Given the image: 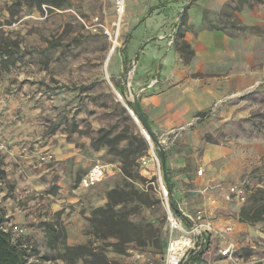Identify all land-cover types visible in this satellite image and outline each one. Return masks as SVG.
I'll list each match as a JSON object with an SVG mask.
<instances>
[{"label":"rangeland","instance_id":"obj_1","mask_svg":"<svg viewBox=\"0 0 264 264\" xmlns=\"http://www.w3.org/2000/svg\"><path fill=\"white\" fill-rule=\"evenodd\" d=\"M51 1L61 5L0 0V47L12 46L10 54L0 48L2 225L17 223L23 227L38 264H67L62 258L65 246L85 244L104 249L109 259L121 264H167L169 233L163 186L168 190L169 203L176 204V200L170 195L157 145L146 138L129 109L128 102L139 101L140 94L134 89L133 78L131 85L126 83L129 71L134 77V65L122 62L126 39L132 33V29L127 30L126 12L119 14L116 0ZM129 2L126 0V11ZM215 21L214 26L227 28L240 41L241 61L253 62L263 74L241 95L242 100L251 98L256 105L251 117L233 123H209L204 135L205 142L235 148L242 174L238 182L231 181L228 186L238 185L245 195L242 202L250 204L254 191L264 188V0H229ZM186 31L174 33L183 57L193 51L183 39ZM184 43L190 49L184 48ZM117 58L119 71L114 73ZM103 128L111 129V136L133 137L138 147L142 146L140 137L147 141V152L133 164L132 176L123 174L121 159L110 148L94 145ZM189 128L155 133L165 154L184 141ZM126 144L122 141L119 146ZM97 164L106 166V176L84 187L82 179ZM194 165L191 182L186 183L180 175L175 186L191 204L205 203L208 198L212 206L202 208L214 219L217 204L225 197L230 202L235 200L227 197L229 187L222 183L206 186L204 167L200 161ZM167 171L171 180L168 166ZM185 186L192 189V195ZM112 189L126 194L116 209L127 213L141 230L137 241L130 242L123 253L111 246L115 239H100L101 234L95 235L90 224L93 211L107 205ZM46 222L57 224L59 236L53 246L48 243ZM261 227L264 232V224ZM148 233L154 237L145 242ZM231 241L238 258L252 262L248 264H264V239L254 240L256 246L249 242L237 246ZM226 247L220 236L210 234L199 253L203 257L215 248L227 264H232L221 252Z\"/></svg>","mask_w":264,"mask_h":264},{"label":"crops","instance_id":"obj_2","mask_svg":"<svg viewBox=\"0 0 264 264\" xmlns=\"http://www.w3.org/2000/svg\"><path fill=\"white\" fill-rule=\"evenodd\" d=\"M129 1L126 21L127 30L132 29V33L126 39L122 62L134 65V89L140 94L141 108L154 133L191 127L184 132V141L166 153V164L173 176L171 195L177 207L183 215L194 216L203 206H212L208 198L205 203L191 204L175 186L180 175L186 183L191 182L195 161H200L205 169L203 183L206 186L222 183L229 187L227 197L235 200L230 202L225 197L215 206L214 219L210 216L214 226L220 230L231 227L229 238L237 246L246 242L256 246L254 240L264 239L261 230L264 221L255 224L240 221L245 204L237 197L234 184L228 186L242 174L238 167L240 158L235 157L237 151L204 140L209 123L226 124L251 117L256 105L251 98L242 100L241 95L263 76L253 62L241 61L240 41L227 28L214 26L215 17L229 0ZM184 28L187 31L183 39L194 51L189 61H185L176 42L169 44L171 35ZM118 63L117 58L114 73L119 71ZM155 79L157 82L153 83ZM185 187L189 190V186ZM189 191L192 195V189ZM214 238L223 246L222 241ZM219 254L212 248L201 257L200 263L194 264H227Z\"/></svg>","mask_w":264,"mask_h":264},{"label":"trees","instance_id":"obj_3","mask_svg":"<svg viewBox=\"0 0 264 264\" xmlns=\"http://www.w3.org/2000/svg\"><path fill=\"white\" fill-rule=\"evenodd\" d=\"M23 2L29 5L33 3H46L56 6L61 5V3H56L51 0H23ZM0 48L2 53H12V46L9 44ZM184 48L190 49V45L188 43H184ZM192 56L193 51H188V53L184 55L185 61H189ZM116 86L120 93L123 94L124 92L121 85L117 84ZM128 104L130 106L133 105L132 102H128ZM123 111H125V108H123ZM122 141L127 142L124 147L119 146ZM93 142L96 148L107 146L110 148V150H112V154L119 156L121 159L122 172L124 175L129 177L132 176L133 164L135 161L145 155L148 149V144L144 137H140L142 146L138 147L133 137L127 135L111 136V129L106 128L100 129L98 131V134ZM165 179L171 195L172 185L170 178L168 177L167 166L165 168ZM108 198L109 201L105 207H98L93 211L90 224L95 235L101 234L99 237L100 239H115L116 242L111 246H113L116 252L123 253L126 251L130 242L137 241V236L141 230H138L139 228L129 220L127 213L116 209V207L126 199V194L120 192L117 189H112L108 193ZM250 200L252 203L245 204L241 209L240 221L251 224L264 221V188L256 189L253 195L250 197ZM170 204L173 210L179 216H181L184 220H187L174 201H171ZM3 221L4 216L0 213V264H25L23 251L14 244L11 234L3 230ZM45 225L48 243L53 246L55 245V242L58 240L59 236L56 229L57 224L46 222ZM150 234L152 233H148V236L145 238V242L149 239L151 240L154 237ZM201 257V253H198L191 257L184 264L200 263ZM62 258L67 264H77L80 260L83 262V264H121L116 260L109 259L104 249L99 247L95 248L89 244L65 246Z\"/></svg>","mask_w":264,"mask_h":264},{"label":"built area","instance_id":"obj_4","mask_svg":"<svg viewBox=\"0 0 264 264\" xmlns=\"http://www.w3.org/2000/svg\"><path fill=\"white\" fill-rule=\"evenodd\" d=\"M116 4L119 14L124 15L126 12V0H116ZM170 38L171 39L169 44H172V42L174 41V34H172ZM126 78V83L128 85H131V80L133 78L131 71L128 72ZM156 82L157 79L153 81V83ZM119 96L122 97V94L119 93ZM130 112L133 116H135L132 111ZM106 171L107 170L105 165H95L87 172L85 177L82 179V185L84 187H90L97 184L106 176ZM233 189L237 197L241 201H244L245 195H243V190L239 188L238 185H235ZM163 194L167 200L166 228L169 233V241L166 252L167 264H178L183 258L188 261L191 257L198 254L207 245L208 236L210 234L220 236L226 243L227 247L225 249H222L221 252L232 264L252 263L244 262L242 259L237 257V247L228 237V233L232 230L231 227H226L222 230L217 229L214 226L211 217L204 210L197 211L194 216L184 215L187 219L184 220L171 207V204L168 200V190L165 186H163ZM2 227L4 231L11 234L14 244L23 251L25 264H38L39 261L37 257L32 255L33 246L24 238L25 231L23 227H21V225L17 223L9 225L5 224L2 225Z\"/></svg>","mask_w":264,"mask_h":264},{"label":"water","instance_id":"obj_5","mask_svg":"<svg viewBox=\"0 0 264 264\" xmlns=\"http://www.w3.org/2000/svg\"><path fill=\"white\" fill-rule=\"evenodd\" d=\"M130 111L134 113V118L135 120L139 123L140 127L142 128V131L146 138L150 141L153 142L157 145L160 155H161V161H162V167L164 169V174H165V168H166V154H165V149L164 146L162 145V142L158 138V136L154 133L152 130L150 123L143 112L141 105L138 100H136L131 108H129ZM186 262V259L183 258L178 264H184Z\"/></svg>","mask_w":264,"mask_h":264},{"label":"bare ground","instance_id":"obj_6","mask_svg":"<svg viewBox=\"0 0 264 264\" xmlns=\"http://www.w3.org/2000/svg\"><path fill=\"white\" fill-rule=\"evenodd\" d=\"M116 43V42H115ZM115 46H116V44H115ZM113 52H114V47H112V49H111V51H110V54H109V56H108V58H107V61H106V65L108 66V64H109V61L111 60V58H112V55H113ZM123 101V100H122Z\"/></svg>","mask_w":264,"mask_h":264}]
</instances>
